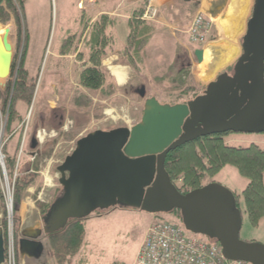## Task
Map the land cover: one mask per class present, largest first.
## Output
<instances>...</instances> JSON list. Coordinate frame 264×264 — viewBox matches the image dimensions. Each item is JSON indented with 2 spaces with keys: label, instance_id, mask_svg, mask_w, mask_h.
I'll list each match as a JSON object with an SVG mask.
<instances>
[{
  "label": "water",
  "instance_id": "1",
  "mask_svg": "<svg viewBox=\"0 0 264 264\" xmlns=\"http://www.w3.org/2000/svg\"><path fill=\"white\" fill-rule=\"evenodd\" d=\"M10 32L7 27L0 34L2 89L12 72ZM241 47L231 72L218 74L202 94L181 103H162L156 96L146 98L143 84L136 89L146 99L138 123L80 137L57 167L61 193L43 216V228L22 232L20 254L40 259L45 250L42 238L70 220L119 206L153 214L179 209L186 230L218 241L227 260L264 264V245L239 237L242 217L234 192L211 182L182 193L165 169L171 150L199 137L264 133V0H254ZM194 55L201 62L203 49ZM37 144L33 136L31 147ZM4 243L0 226V264L5 263Z\"/></svg>",
  "mask_w": 264,
  "mask_h": 264
},
{
  "label": "rangeland",
  "instance_id": "2",
  "mask_svg": "<svg viewBox=\"0 0 264 264\" xmlns=\"http://www.w3.org/2000/svg\"><path fill=\"white\" fill-rule=\"evenodd\" d=\"M73 1L74 0H26L23 7L25 21H21L20 30L14 17H12L7 24L0 23V34H3L7 27L11 29L10 41L13 45V64L15 61L16 66L24 60L28 47V37L29 35L31 36L29 51L30 54H34V57L31 58L30 66L35 70V73H32L34 76L29 74L36 79V90L30 105L19 103L17 106L20 114L24 113L23 115L21 114L23 120L19 122L17 125L18 127L16 126L17 129H21V139L25 127L23 121L26 120L29 109L33 107L32 115L29 119L25 153L31 143L34 131L36 132V130L40 128L48 131H57L56 136L46 137L44 142H38L40 155H38L34 161H28V163L27 161H23L24 166L22 165L23 167L20 169V174L28 168L29 162H35L39 164L38 169L35 168V164L34 167H30V172L31 174H35L34 176H38V179L26 189L23 195L24 198L19 205L16 204L19 185H17V182L10 185V188L13 189V208L11 211L14 233L18 232L20 234V231L25 228L43 227V216H45L55 198L62 191L57 167L64 161L65 157L74 150L76 142L80 137L96 129L109 130L121 126L130 127L138 123L141 120L146 100L145 98H141L136 92V89L141 85L144 84L147 87L146 98L151 97L153 93L159 94L158 90L152 88V81L146 79L144 75L136 74L137 77L124 86H118L108 78L103 90L87 89L82 86L80 82V85L78 83V86L70 90L58 89L55 93H60L62 99L63 97H66V99H63L56 109H51L48 105L42 107L45 108V110L39 109L44 97L46 95L52 96L55 91L47 88L53 76V72L56 71L58 67V62L54 58V46L57 45L62 27V13L65 9L68 13L72 11L74 6ZM76 10L79 12L77 8ZM126 27V24L119 26V46L123 45L124 36L122 33ZM43 36H45V38H42ZM79 36L80 34H78V37ZM43 39H47L44 45L45 49L41 47L44 41ZM87 40L88 39H86L85 45L89 44ZM76 45L77 42L73 44V53L77 51ZM82 48L83 51L81 50L77 55L81 58L80 60L83 59L82 56H85L83 52L88 51L84 50V45ZM69 50L70 52H68V54L72 52L71 49ZM40 55L41 57L39 59ZM121 59L130 65L122 54ZM180 61L184 65L188 63V61L184 59H180ZM182 64L181 66H184ZM81 65L82 64L78 65L80 70ZM179 66L180 64H178L175 69L179 68ZM73 68L75 71L72 73V78L73 80H77L78 73L76 72V67L73 66ZM232 69L233 64L227 71L231 72ZM172 75H174V82H166L164 80L160 82L162 85L167 84L169 86L161 88L166 92V95L162 97L164 101L178 103L180 97L190 100L189 97L194 96L195 93L202 94L205 90L202 86H199L200 88L197 89L194 88V84H191V81L189 82V79H187L189 74L185 73L184 76L183 74L174 72ZM177 77L179 78L178 80ZM10 79H16V75H12V72L5 80L6 84ZM156 83L160 85L159 82ZM188 87H190V89ZM53 111L56 112L53 113ZM53 114H56L58 117L53 118ZM61 115L64 116L63 124H68L69 126L67 130L62 127L63 125L58 128L59 116ZM18 133H16V135ZM14 136L11 137V141H9L8 152L10 155L15 154L14 145L16 138H14ZM7 139L8 138H4L5 141ZM225 139L233 146H248L251 143H257L264 147V133L229 132L226 134ZM9 176L10 179L13 178V175ZM211 182H217L224 188L238 195V208L240 209L242 217V228L239 234L240 239L246 242L264 245V220L256 226L252 225L245 209L242 191L247 186L248 180L243 178L235 167L225 166L216 175L205 178L203 184L206 185ZM0 189L3 197L0 201V226L4 223V230L7 231L9 218L8 200L12 193L5 184L2 185L0 183ZM159 220L179 225L188 236H195L204 241H211L204 235L194 234L186 230L182 223L180 212L153 214L141 209L118 206L104 211H96L84 220L86 242L79 254L73 257L67 264L76 263L80 257L83 258V260L85 259L86 264H136L137 253L148 227ZM42 239L45 250L41 258L30 259L24 257L17 251V264H58L51 251L48 237Z\"/></svg>",
  "mask_w": 264,
  "mask_h": 264
},
{
  "label": "crops",
  "instance_id": "3",
  "mask_svg": "<svg viewBox=\"0 0 264 264\" xmlns=\"http://www.w3.org/2000/svg\"><path fill=\"white\" fill-rule=\"evenodd\" d=\"M74 1L72 11L68 13L65 9L62 13V27L57 45L54 46V58L58 62V67L56 71L53 72V76L51 77L47 87L48 89H53L55 91L52 96L46 95L44 97L41 105L39 106V109L42 110H45V108L42 107H45L46 105H48L51 109H56L58 104H61L62 100L66 99V97H63L62 99L60 93H55L56 90H70L73 87L78 86L82 69L85 65H89L88 57L91 46L89 42V44L85 45L86 39L89 37L91 26L102 16H107L109 20L106 29L109 45L107 47V57L103 60L102 65L108 71V78H110V81H113L118 86H124L137 77V73L134 69L121 59L122 51L126 47L127 38L130 33L129 21L133 18L135 11L141 8L144 9V13L149 7L157 9V16L151 20H147L152 30L149 44L143 52L139 62L141 69L140 74L144 75L146 79L152 81V88L154 90H158V93L161 95L153 93L151 96H156L162 103H168V101H164L162 98L166 95V92H164L161 88L169 86L167 84L162 85L160 82L163 80L166 82H174V75H172L174 72L183 75H185V73L189 74L187 79H189V82L191 81V84H194V88H200L199 86L206 88L207 84L214 80L218 74L227 70L232 64H234L235 60L242 52V37L245 34L246 25L252 14L254 5V0ZM76 8L79 12H77ZM200 12L211 17L215 23L207 43L202 47L192 44L188 35V30L194 16ZM125 24L127 27L122 33L124 36V42H122L123 45L119 46V26H123ZM78 34H80L81 37H78ZM72 36L76 37L75 43L77 42V51L73 53L72 49L71 53L63 54V43L68 37ZM42 38H45V36ZM46 40H44L41 45L42 49H45L44 45ZM30 43L31 36L29 35L24 63L29 73L33 75L35 70L31 68L30 61L31 58L34 57V54H30ZM83 45L85 46L84 50L88 51L83 52L85 56H82L83 59L80 60L81 58L77 55L83 49ZM68 47L70 48L71 45L69 44ZM198 48L203 49L205 53L206 51H210L212 56L211 60L207 61L204 53L203 60L201 62L198 61L194 55V51ZM40 57L41 55L39 56V59ZM180 59L188 61V63L185 64L186 66L182 64ZM80 64H82L81 70L78 66ZM178 64H180L179 68L175 69ZM181 64L184 66H181ZM73 66L76 67V72L78 73L77 80H73L72 78V73L75 71ZM113 68H117L119 71L121 70L120 73L123 76L121 81L114 73ZM178 79L179 78L177 77V80ZM156 82H159L160 85ZM55 112L56 111H53V113ZM21 114L23 115L24 113ZM61 116L63 117V121L58 123L60 126L64 122V116ZM61 116H59V121ZM53 118L55 117L53 116ZM35 133L36 132L34 131V136ZM14 138H16L14 151H17L21 143V137L17 134ZM29 148L30 146H28V150L23 158V161H27V163L28 161H31L30 155L33 154L29 151ZM22 165L24 166V162ZM31 228L36 229L34 227ZM78 259L79 260H77L76 263L73 262V264H86L85 259L83 260L81 257Z\"/></svg>",
  "mask_w": 264,
  "mask_h": 264
},
{
  "label": "trees",
  "instance_id": "4",
  "mask_svg": "<svg viewBox=\"0 0 264 264\" xmlns=\"http://www.w3.org/2000/svg\"><path fill=\"white\" fill-rule=\"evenodd\" d=\"M25 2L26 0H0V23L7 24L14 17L19 28L21 21H25L23 14ZM143 14L144 9L141 8L135 11L133 18L130 19V33L127 38L126 47L122 52V55L137 74L141 73L139 62L149 44L152 30L147 20L142 19ZM108 22L107 16L100 17L91 26L89 32L87 40L91 46L88 58L89 65H85L80 75V83L87 89L103 90L108 80L107 70L102 65L103 59L107 56V47L109 45L106 35ZM75 40L76 37L72 36L64 41L62 46L63 54L70 52L69 49L72 50ZM69 44L71 45L70 48L68 47ZM12 75H16V79H10L4 89L0 88V117L6 120L3 136L5 139L8 138L3 150L6 154L8 173L11 176L14 173L18 149L14 155H10L8 152L9 141H11V137L16 135V133L19 132L20 137L22 134L21 129H17V125L23 120L17 106L19 103L30 105L36 90V79L30 76L28 70L25 68L24 60L18 66H16V62L14 61ZM188 88L190 89V87ZM197 95L199 93H195L189 99ZM184 101L187 100L184 97H180L178 103ZM168 103L175 104L177 102ZM61 126L59 125L58 128ZM228 133L199 137L171 150L166 156L165 169L177 188L182 193H187L202 187L205 178L216 175L225 166L235 167L240 175L248 180V184L242 191V195L249 221L252 225L256 226L264 220V147L257 143H251L248 146L230 145L225 139ZM29 146V151L36 153L37 156L40 155L39 144L34 148L31 147V143ZM34 166L38 169L39 164L30 162L28 168L24 172H21V174L19 173L17 177L16 182L19 185L16 197L17 205L24 198L23 195L26 189L38 179V176H34L35 174H31L30 172V167ZM235 197L237 206L239 207L238 195L235 194ZM2 198L0 189V201ZM172 212L180 211L179 209H174ZM84 220L86 219L70 220L63 229L48 234L50 248L58 264L69 263L73 257L79 254L84 246L86 242ZM3 225L5 224H1L5 236L6 231ZM14 234L19 253V233Z\"/></svg>",
  "mask_w": 264,
  "mask_h": 264
},
{
  "label": "built area",
  "instance_id": "5",
  "mask_svg": "<svg viewBox=\"0 0 264 264\" xmlns=\"http://www.w3.org/2000/svg\"><path fill=\"white\" fill-rule=\"evenodd\" d=\"M158 14L157 9L149 7L142 15V19L151 20ZM214 20L205 13H198L194 16L188 30L189 40L192 44L200 47L204 46L214 28ZM33 107H31L23 121L24 134L17 153V159L13 178L10 179L6 154L4 153V129L6 120L1 117L0 121V183L6 185L12 193L11 184H15L19 176L29 129V119ZM65 130L69 128L68 124L62 126ZM131 127V126H130ZM57 135L56 130L48 131L40 128L36 131V139L39 143L45 141L46 137ZM38 143V144H39ZM36 153L30 155V160L34 161ZM12 181V183H11ZM13 193L8 200V228L5 235V264H17V245L12 224ZM204 241L195 236H188L184 230L174 223L159 220L149 226L141 247L137 253L136 264H249L245 261L227 260L222 252V247L218 241L210 239Z\"/></svg>",
  "mask_w": 264,
  "mask_h": 264
},
{
  "label": "bare ground",
  "instance_id": "6",
  "mask_svg": "<svg viewBox=\"0 0 264 264\" xmlns=\"http://www.w3.org/2000/svg\"><path fill=\"white\" fill-rule=\"evenodd\" d=\"M204 53H205V51H204ZM205 55H206L207 61H210L212 58L210 51H206ZM204 61H205V59H204ZM202 63H204V62H202ZM113 70H114V73L118 76L119 80L121 81L123 78V76L120 73L121 70L119 71V69H117V68H113Z\"/></svg>",
  "mask_w": 264,
  "mask_h": 264
},
{
  "label": "flooded vegetation",
  "instance_id": "7",
  "mask_svg": "<svg viewBox=\"0 0 264 264\" xmlns=\"http://www.w3.org/2000/svg\"><path fill=\"white\" fill-rule=\"evenodd\" d=\"M53 116H54V117H57L56 114H53ZM62 119H63V117L61 116L59 122H62V121H63ZM61 125H63V123H62ZM171 212H172V211H171ZM169 213H170V212H169ZM181 220H182V217H181ZM42 228H43V227H42ZM42 228H41V229H42ZM26 229H27V228H25V229H23V230L20 231V234H19V236H18V248H19V239L22 237L21 234H22V232L25 231ZM42 237H43V235H42ZM215 241H216V240H215Z\"/></svg>",
  "mask_w": 264,
  "mask_h": 264
}]
</instances>
